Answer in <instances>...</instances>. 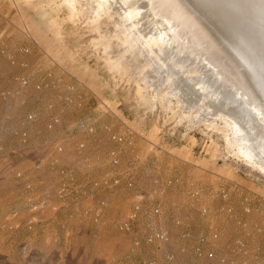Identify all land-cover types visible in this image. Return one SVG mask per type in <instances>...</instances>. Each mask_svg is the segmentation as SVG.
Here are the masks:
<instances>
[{
    "label": "rangeland",
    "instance_id": "obj_1",
    "mask_svg": "<svg viewBox=\"0 0 264 264\" xmlns=\"http://www.w3.org/2000/svg\"><path fill=\"white\" fill-rule=\"evenodd\" d=\"M118 15L96 0H0V264H148L167 253L176 264H264L260 164L239 152L226 116L187 103L168 67L141 57ZM155 231L169 244L148 243Z\"/></svg>",
    "mask_w": 264,
    "mask_h": 264
},
{
    "label": "bare ground",
    "instance_id": "obj_2",
    "mask_svg": "<svg viewBox=\"0 0 264 264\" xmlns=\"http://www.w3.org/2000/svg\"><path fill=\"white\" fill-rule=\"evenodd\" d=\"M96 3L115 8L126 36H138L141 57L168 67L187 103L228 118L239 152L264 171V0Z\"/></svg>",
    "mask_w": 264,
    "mask_h": 264
},
{
    "label": "built area",
    "instance_id": "obj_3",
    "mask_svg": "<svg viewBox=\"0 0 264 264\" xmlns=\"http://www.w3.org/2000/svg\"><path fill=\"white\" fill-rule=\"evenodd\" d=\"M11 63L15 64V62L11 59ZM27 83L26 81H23V85L25 86ZM28 120L30 122L33 121V117L30 116L28 118ZM60 125V120L58 118H53L50 120L49 125H48V129L49 130H54L56 129L58 126ZM82 128H85L84 125H81ZM90 132H92V129L89 130ZM112 140L119 144V145H124L127 147H131L132 146V142L129 139H126L124 137L121 136H117V135H113L112 136ZM84 145H81V148H83ZM3 151V147L0 145V153ZM58 152H63V148L59 147L58 148ZM112 164L114 166H118L119 165V159L117 158L116 155H112ZM137 171V165L135 161H130L129 163V168H128V177H127V186L128 187H132L133 186V178L136 174ZM113 184L115 186L120 184V180L119 179H115L113 181ZM33 209L35 211H42L45 209V205H34ZM204 214H206V211H203ZM154 214L157 216H160L161 214V210L159 208L154 210ZM142 215V207L140 205H136L133 209V211L130 213V215L121 223L120 226V230L125 232V233H130L132 232V230L134 229V225L136 222L139 221L140 217ZM185 238H189L190 235L187 234L184 236ZM214 238H217V235L214 236ZM146 241L148 243H159L162 245H167L170 242V239L168 237V235L164 232L161 231H155L153 233H151L150 235L147 236ZM201 242L203 243L204 240H201ZM196 254L198 256H202V250L201 248H197L196 249ZM208 259H213L214 258V254L213 253H208L207 255ZM177 263V259L176 256L172 253H167L162 259H153L151 260L148 264H176Z\"/></svg>",
    "mask_w": 264,
    "mask_h": 264
}]
</instances>
